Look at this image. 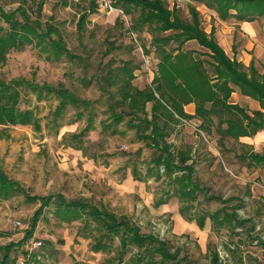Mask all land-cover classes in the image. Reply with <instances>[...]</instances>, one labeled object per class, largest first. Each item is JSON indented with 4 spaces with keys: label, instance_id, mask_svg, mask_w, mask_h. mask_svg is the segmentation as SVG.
Returning <instances> with one entry per match:
<instances>
[{
    "label": "rangeland",
    "instance_id": "374dc122",
    "mask_svg": "<svg viewBox=\"0 0 264 264\" xmlns=\"http://www.w3.org/2000/svg\"><path fill=\"white\" fill-rule=\"evenodd\" d=\"M38 1L0 0V7L9 12L23 6L34 18ZM211 1L165 0L169 9L178 11L182 21H191L189 9L194 8L199 13L201 27L206 33L213 28L217 43L230 58L235 57L244 66L253 60L261 71L264 17L256 16L252 22L245 23L230 11L231 15L223 21L210 8ZM88 6L87 1L43 0L40 19L59 28L67 49L81 57L82 63L66 57L59 61L48 59L38 48L28 46L10 51L5 63L0 64V79L5 82L22 78L39 85L60 84L92 102L90 110L68 106L57 117L54 96L36 101L29 89H20L18 108L32 110L38 126L0 127V165L6 175L31 196L60 193L66 201L85 199L115 216L126 217L142 234L154 236L171 253L177 252L179 260L212 264L216 257V264H264V244H261L264 243V166L247 167L237 157L252 150L264 153V141L259 143L251 137L226 139L220 147L214 127L207 134L199 128L197 119L169 123L171 133L166 142L175 150L189 152L191 160L186 165L193 162L190 181L201 191L194 192V199L181 195L182 183L177 178L185 177L186 172L173 169L165 173L163 166L154 168L152 160L158 152L127 128L129 117L124 116L121 123L113 125L109 119L110 101L99 91L95 79L96 74L102 75L106 69L131 62L138 67L132 85L139 90L149 86L158 61L150 45V29L145 26L139 35L129 32L131 17L126 16L125 21L115 13L99 14L95 10L88 14L79 34L77 23L84 11L89 12ZM0 25L7 27L2 21ZM105 41L114 42L118 49L102 57ZM182 49L197 54L205 52L196 42H188ZM200 58L207 60L205 56ZM206 69L213 74L211 67L206 65ZM111 92L116 95L115 89ZM234 95L250 114L259 107L237 92L230 97L232 104H236ZM146 111H151L150 103ZM78 112L83 115L78 116ZM91 113L92 129L78 140ZM108 124L111 129L105 130ZM39 205L26 202L20 191H15L6 201L0 200V247L22 240ZM52 211V208L45 210L33 233L42 243L35 252L39 259L33 264H132L136 249L130 247L117 263V239L103 240L110 244L109 248L96 252L91 236L94 231L81 220L62 222ZM224 213H235L237 221L242 222L232 228L224 223ZM215 214L218 218L212 219ZM25 244L10 250L9 260L21 257ZM4 254L0 250V260Z\"/></svg>",
    "mask_w": 264,
    "mask_h": 264
},
{
    "label": "trees",
    "instance_id": "16d2710c",
    "mask_svg": "<svg viewBox=\"0 0 264 264\" xmlns=\"http://www.w3.org/2000/svg\"><path fill=\"white\" fill-rule=\"evenodd\" d=\"M83 1L89 3V12L84 11L80 15L77 23L79 34L88 14L96 10L93 0ZM210 3V8L223 21L231 15L230 11H234L238 21L245 23L252 22L256 16L264 17V0H212ZM113 6L131 17L129 32L139 35L145 26L150 29V45L158 61L150 85L143 90L132 85L136 77L134 71L138 67L131 62H121L117 68H109L104 74L95 75L99 91L107 95L110 101L109 119L113 125H118L124 116L129 117L127 128L134 130L138 140L145 141V145L154 148L159 154L152 160L154 168L163 166L165 173H171L173 169L185 171V177L177 178V182L182 183L181 195L194 199V192L199 188L190 181L193 162L186 165L191 160L189 152L175 150L172 144L166 142L171 133L169 123L178 124L180 120L197 119L200 121L199 128L207 134L211 132V127L215 128L220 147L224 146L226 139L237 141L240 138L253 137L258 131L264 130V67L259 71L253 60L248 66H244L235 57L230 58L217 43L213 28L210 33H206L201 27L199 13L194 8L189 9L191 21L188 22L181 20L176 9H169L165 0H114ZM42 7L43 0H39L34 18L23 6L9 12L0 7V21L7 25H0V64L5 63L10 51L28 46L38 48L48 59L59 61L66 57L71 61L83 62L81 57L71 54L67 49L55 24L40 21ZM136 13H139L137 17L134 16ZM246 15L249 17L246 18ZM188 42H196L205 52L197 54L195 51H184L182 48ZM105 45L102 57H107L118 49L114 42L105 41ZM202 56L207 57V60L200 58ZM206 65L212 68V75L208 73ZM20 89H29L35 94L36 101L49 95L54 96L57 100L54 115L57 117L68 106L85 110H90L92 106V102L81 99L60 84L54 87L45 83L35 84L22 78L8 82L0 79V127L38 126L32 110L18 108L21 101ZM111 89H115V96ZM236 92L258 103L259 110L250 114L244 107L230 103L231 95ZM149 103L151 111L148 113L146 105ZM189 104L195 105L192 116L183 110ZM82 115V112H78V116ZM91 116L92 113L88 114V122L78 134V140L92 129ZM109 128L108 124L104 129ZM237 157L240 161H245L247 167L264 166V153L246 151ZM135 179L140 180L137 177ZM15 191H20L26 202L40 205L34 212L32 223L22 240L0 247L5 252L0 264L15 261L9 260L7 253L14 248H21L33 237L37 223L49 208L53 209V216L62 222L81 220L85 227L94 231L95 234L91 236L95 240L93 250L96 252L109 248L110 244L103 243V240L111 242L117 239V263L122 261V257L132 247L136 249L132 264H191L186 259L179 260L178 253H171L164 242L152 235L142 234L139 227L126 217L115 216L85 199L66 201L60 193L43 197L31 196L18 182L10 179L0 165V200H8ZM211 218L217 219L218 214ZM203 219H200L201 225ZM223 221L232 228L242 222L237 221L235 213H224ZM216 263L215 257L212 264Z\"/></svg>",
    "mask_w": 264,
    "mask_h": 264
},
{
    "label": "built area",
    "instance_id": "2783aa9c",
    "mask_svg": "<svg viewBox=\"0 0 264 264\" xmlns=\"http://www.w3.org/2000/svg\"><path fill=\"white\" fill-rule=\"evenodd\" d=\"M83 0H73L75 3H79ZM96 5V11L99 14H112L115 13L116 16L121 17L122 19L126 20V15H124L123 11L119 8H115L113 6L114 0H93ZM15 225L19 226V222H15ZM42 246V243L37 238L32 237L28 242L25 244L24 254L17 258L14 262L10 264H33L35 259H39V255L35 256V252L38 251Z\"/></svg>",
    "mask_w": 264,
    "mask_h": 264
},
{
    "label": "crops",
    "instance_id": "0c3cea01",
    "mask_svg": "<svg viewBox=\"0 0 264 264\" xmlns=\"http://www.w3.org/2000/svg\"><path fill=\"white\" fill-rule=\"evenodd\" d=\"M233 100H235V103L236 104H238V98H237V96L236 95H234L233 96V98H232ZM239 106H240V104H238ZM183 110H184V112L186 113V114H188V115H194V113H195V105L194 104H189V105H187V106H184V108H183ZM256 110H259V107L257 106V108H256ZM192 120H196V119H192ZM196 121H198V120H196ZM111 123V122H110ZM246 138H248V137H244V138H242V139H246ZM251 138H253V139H255V141L256 142H262V141H264V130H260V131H258L253 137H251ZM252 152H255V151H253L252 150ZM255 153H257V152H255Z\"/></svg>",
    "mask_w": 264,
    "mask_h": 264
}]
</instances>
